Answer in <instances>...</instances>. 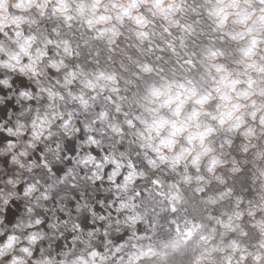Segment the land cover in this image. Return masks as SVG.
<instances>
[{
  "label": "clouds",
  "instance_id": "9594fccd",
  "mask_svg": "<svg viewBox=\"0 0 264 264\" xmlns=\"http://www.w3.org/2000/svg\"><path fill=\"white\" fill-rule=\"evenodd\" d=\"M0 264H264V0H0Z\"/></svg>",
  "mask_w": 264,
  "mask_h": 264
}]
</instances>
